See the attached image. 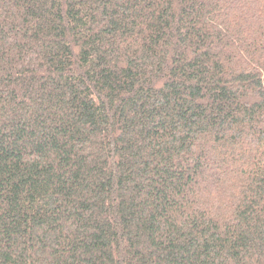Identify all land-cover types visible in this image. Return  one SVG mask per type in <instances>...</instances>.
I'll use <instances>...</instances> for the list:
<instances>
[{
	"label": "trees",
	"instance_id": "trees-1",
	"mask_svg": "<svg viewBox=\"0 0 264 264\" xmlns=\"http://www.w3.org/2000/svg\"><path fill=\"white\" fill-rule=\"evenodd\" d=\"M0 264H264V0H0Z\"/></svg>",
	"mask_w": 264,
	"mask_h": 264
}]
</instances>
